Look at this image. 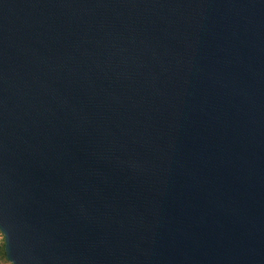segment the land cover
Returning <instances> with one entry per match:
<instances>
[{"label":"water","instance_id":"obj_1","mask_svg":"<svg viewBox=\"0 0 264 264\" xmlns=\"http://www.w3.org/2000/svg\"><path fill=\"white\" fill-rule=\"evenodd\" d=\"M9 264H264V0H0Z\"/></svg>","mask_w":264,"mask_h":264},{"label":"trees","instance_id":"obj_2","mask_svg":"<svg viewBox=\"0 0 264 264\" xmlns=\"http://www.w3.org/2000/svg\"><path fill=\"white\" fill-rule=\"evenodd\" d=\"M0 237H2V236L0 235ZM0 260L3 261L6 264H9V263H7V261L4 258V253H3V239H1V243H0Z\"/></svg>","mask_w":264,"mask_h":264},{"label":"rangeland","instance_id":"obj_3","mask_svg":"<svg viewBox=\"0 0 264 264\" xmlns=\"http://www.w3.org/2000/svg\"><path fill=\"white\" fill-rule=\"evenodd\" d=\"M1 239H2V237H0V243H1ZM0 264H6V263H4L3 261L0 260Z\"/></svg>","mask_w":264,"mask_h":264}]
</instances>
